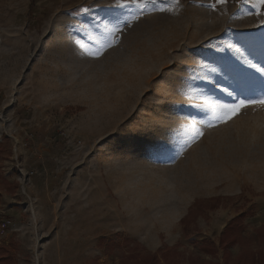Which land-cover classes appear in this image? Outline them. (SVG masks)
Wrapping results in <instances>:
<instances>
[{
  "label": "rangeland",
  "instance_id": "374dc122",
  "mask_svg": "<svg viewBox=\"0 0 264 264\" xmlns=\"http://www.w3.org/2000/svg\"><path fill=\"white\" fill-rule=\"evenodd\" d=\"M256 2L158 0L127 25L115 0H0V264L222 263L239 216L229 251L264 250V130L185 105L264 76Z\"/></svg>",
  "mask_w": 264,
  "mask_h": 264
},
{
  "label": "snow or ice",
  "instance_id": "6c2138e0",
  "mask_svg": "<svg viewBox=\"0 0 264 264\" xmlns=\"http://www.w3.org/2000/svg\"><path fill=\"white\" fill-rule=\"evenodd\" d=\"M176 3H178V0H175ZM158 0H115V7L117 8H134L136 11L130 12V19L126 21L125 23L127 25H130L133 21L139 20L141 16L148 14V9L153 8L154 11H170L171 9L166 8H159V7H153L157 5ZM226 3V0H216V3L212 4V7L215 8L217 4H223ZM256 6L259 8L261 6H264V0H257ZM264 23V21H262ZM115 31H119V29H116ZM109 34H114L110 31ZM79 47H83V45L80 43V41L75 42ZM112 44L108 43L107 47H111ZM228 47H233L232 45H229ZM105 50L104 48H101L96 53L89 52L88 55H95L99 56L102 54V51ZM236 52H240L239 48L235 49ZM249 66L251 68L256 69L257 72H260L264 74V66L258 67L256 64H252L251 62H248ZM206 67V66H204ZM210 72L215 73L218 71L217 68L212 67L209 69ZM196 77H193L195 79ZM261 93L258 98H239V96L234 98V102L231 104L226 103H220L218 101H209L206 100L203 107H205L208 111L212 113V119L219 121V122H227V120L232 119L234 116L238 115L242 109L250 108V107H260L264 108V81L261 82ZM223 91H227V89H224ZM229 96H232V92H228ZM208 127L214 126L211 122L207 125ZM193 131L195 132V136L193 137V142L196 138L203 135V132L199 129L195 128V123L192 125Z\"/></svg>",
  "mask_w": 264,
  "mask_h": 264
},
{
  "label": "bare ground",
  "instance_id": "6f19581e",
  "mask_svg": "<svg viewBox=\"0 0 264 264\" xmlns=\"http://www.w3.org/2000/svg\"><path fill=\"white\" fill-rule=\"evenodd\" d=\"M218 68H219V74L213 76L211 78V81H216V80L220 79L221 73H223V71L225 70L222 66H219ZM209 75H211V74H209ZM242 78H243L242 82H239V81H236L233 79L229 80L230 81L229 84H227L228 81L223 82V86L225 87L224 89H227V91H223L224 89H222L221 93L215 92L214 90L211 91L212 93H206V91L205 92L200 91L201 97L198 98V100H199L198 102H196V103L194 102L192 104V103H189L188 100L187 101L185 100L186 108L188 109L191 107V109H193V112H192L193 116L201 118V116H200L201 113H199L198 108L201 107L202 111L204 113H206V111H208V110L205 107H203L206 100L218 101L220 103L231 104L234 102V98L237 97L241 93L243 94V97H245V98L246 97L247 98H253V99L258 98L260 93H261V87H262L261 82L264 81V76L259 75V74H252V75L246 74V75H243ZM228 92H232L233 95L229 96ZM207 113H211V112L208 111ZM241 113L243 115H246L249 119L250 118L254 119V126H253L252 131L251 130L250 131H251V140L255 142L258 138V131L264 130V108H260L258 106L245 108V109L241 110ZM178 116L182 117V115H180V114ZM238 120H239V118H238ZM213 121H214L213 119H210L209 123L210 122L212 123ZM201 122H202V118H201V121H198V124L200 126L208 127L207 124H203ZM232 123H234L236 125V123H238L237 119L235 118L231 122V124ZM212 124L214 125V122ZM215 126H217V125L209 127V129L215 128ZM217 127H219V126H217ZM144 168L147 171H149V165H144Z\"/></svg>",
  "mask_w": 264,
  "mask_h": 264
},
{
  "label": "trees",
  "instance_id": "16d2710c",
  "mask_svg": "<svg viewBox=\"0 0 264 264\" xmlns=\"http://www.w3.org/2000/svg\"><path fill=\"white\" fill-rule=\"evenodd\" d=\"M197 201L194 203L196 204ZM193 212V209H191L190 214ZM189 214L186 217H183L181 222L186 223L188 219ZM186 226V225H185ZM243 222L242 217H236L232 219L229 224L227 225L224 233L222 234L221 243L224 249L223 254V262H212V261H205L200 258L192 257L190 258V264H264V250H260L258 252H241L238 254V256H234L230 251L229 248L236 244L241 243L243 240ZM171 249V248H168ZM200 249L202 252L206 254H215L217 253L218 249L216 248L215 244H212L210 242H202ZM163 249H159L157 252L150 253L146 252V254L143 256L144 263L143 264H152V262H158V264L161 263L160 255L162 254ZM141 254V253H140ZM139 255L129 253L130 258L139 257ZM163 258V256H161ZM246 261V262H245ZM121 264V263H118Z\"/></svg>",
  "mask_w": 264,
  "mask_h": 264
}]
</instances>
